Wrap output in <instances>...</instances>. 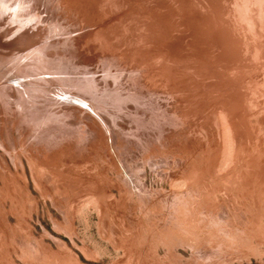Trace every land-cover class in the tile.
I'll list each match as a JSON object with an SVG mask.
<instances>
[{"label":"rangeland","instance_id":"rangeland-1","mask_svg":"<svg viewBox=\"0 0 264 264\" xmlns=\"http://www.w3.org/2000/svg\"><path fill=\"white\" fill-rule=\"evenodd\" d=\"M0 264H264V0H0Z\"/></svg>","mask_w":264,"mask_h":264}]
</instances>
